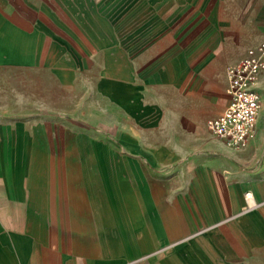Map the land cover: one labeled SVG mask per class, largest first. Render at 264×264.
I'll return each instance as SVG.
<instances>
[{
  "label": "crops",
  "instance_id": "obj_1",
  "mask_svg": "<svg viewBox=\"0 0 264 264\" xmlns=\"http://www.w3.org/2000/svg\"><path fill=\"white\" fill-rule=\"evenodd\" d=\"M231 1L0 0V264H264V70L246 146L205 126L264 37ZM221 34L252 43L218 77Z\"/></svg>",
  "mask_w": 264,
  "mask_h": 264
},
{
  "label": "built area",
  "instance_id": "obj_2",
  "mask_svg": "<svg viewBox=\"0 0 264 264\" xmlns=\"http://www.w3.org/2000/svg\"><path fill=\"white\" fill-rule=\"evenodd\" d=\"M263 70L264 39L227 67L228 104L221 113L210 117L205 126L232 147L246 146L255 133L262 98L253 83ZM247 195L250 197V192Z\"/></svg>",
  "mask_w": 264,
  "mask_h": 264
},
{
  "label": "rangeland",
  "instance_id": "obj_3",
  "mask_svg": "<svg viewBox=\"0 0 264 264\" xmlns=\"http://www.w3.org/2000/svg\"><path fill=\"white\" fill-rule=\"evenodd\" d=\"M263 0H232L230 3L226 5V14L230 16L231 18L236 17H244L246 14H249L250 16H253L256 14L261 7ZM118 18H116L117 27L119 29V42H123L125 39H121L120 34H126L124 31H121L122 27H125L127 24V20L125 19V9H121V5L119 3L118 5ZM264 6V5H262ZM193 8H189L188 10H182L179 12V9L176 11H172V14L169 16H172L174 18L171 19V25L170 30L173 31L176 30L177 32L182 33L183 38L180 42L181 48H182V55L185 57H189L190 61L189 63H193L194 55L189 51V47L191 46L187 41L195 34V31H192L188 33V29H190V23L192 21V17L194 15ZM187 33L186 35H184ZM123 35V37H124ZM216 37L215 35L213 36ZM246 38H249L248 35L245 36H239V35H224L221 34V37L218 38L220 41L219 43L215 44L213 46V50L211 53V57L214 60V66L210 69L217 75L218 77H221L224 73L226 66L231 61L237 59L238 57L243 54V52L246 49V46L250 45L252 42L247 41L243 43ZM217 39V37H216ZM264 39V37L262 38ZM243 43V44H241ZM245 46V47H244ZM244 47V48H243ZM183 57V58H184ZM202 56H199L198 58H201ZM212 64V63H211ZM104 68V67H103ZM76 93V92H75ZM215 106V104H214ZM214 106H212L214 108ZM215 115V113H211L210 116ZM209 117V116H208ZM206 124V122H205Z\"/></svg>",
  "mask_w": 264,
  "mask_h": 264
}]
</instances>
